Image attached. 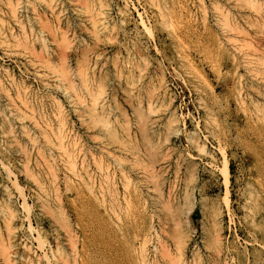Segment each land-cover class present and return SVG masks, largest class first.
Returning a JSON list of instances; mask_svg holds the SVG:
<instances>
[{"label": "rangeland", "instance_id": "obj_1", "mask_svg": "<svg viewBox=\"0 0 264 264\" xmlns=\"http://www.w3.org/2000/svg\"><path fill=\"white\" fill-rule=\"evenodd\" d=\"M162 1L157 4L151 0H112L109 14L112 32L95 44L76 21H87L86 16L74 12L80 3L61 0L67 9L63 8L60 26L73 41L67 60L76 81L73 93L56 79L53 66L42 67L30 49L0 36V145L4 143L3 132L11 128L31 150V166L35 171L41 168L38 163L36 166L37 160L43 168H47L49 161L58 175L66 218L63 222L60 210L54 206L50 210L43 208L34 183L23 173V158L0 151V187L11 186L1 166L5 163L24 189L30 207L29 214L22 207V198L15 193L13 207L18 215L14 251L29 255L34 264H73L74 259L76 264H142L144 247L149 251L147 264H173L161 250L160 243L165 244L167 236L160 232L158 215L147 207L140 193L142 165L149 160L158 162L166 182L159 206L169 194L173 197L174 208L167 214L168 232L173 236L190 234L186 253L189 264H208L215 207L222 212L225 264H264V15L247 0H166L165 4ZM214 1L220 6H215ZM261 2L264 5V0ZM27 10L22 18L29 33L33 29L40 34L37 18L45 20L47 16L50 21L55 18L40 5L37 11ZM229 10L231 19L222 15ZM4 15L5 21H10L8 14L7 19ZM233 20H237L236 27L231 23ZM85 25L89 26V22ZM12 27L16 34L21 33L19 26L12 24ZM45 36L51 38L49 33ZM35 43L37 48L40 42ZM49 46L53 52L47 59L59 66L58 47ZM82 52L95 65V77L88 89L76 74L80 61L85 60ZM134 65L146 70L138 96L132 99L125 77L133 70L139 74ZM162 77L167 96L154 99L151 112L149 90ZM100 87L106 90L107 116L119 127L120 136L115 140L103 132V126L94 121L89 111L91 93L96 94ZM138 99L142 101L141 108ZM58 103L63 106L62 117L58 115ZM172 113L178 122L169 130L167 121ZM141 114H151L157 120L151 137L138 130ZM63 121L65 141L67 145L69 142L76 145H69L70 150L78 154V164L88 168L90 180L95 184L93 192L68 169L58 146L56 134ZM125 122L131 125V139L121 132ZM25 130L35 142H29ZM195 140L205 144L210 155L200 152ZM158 143H163L160 150L156 148ZM39 151L45 154V160ZM114 156L126 161L120 165ZM226 160L230 170L228 188L220 171ZM100 162L108 169V178L100 169ZM189 169L195 173L193 184L197 183L192 222L176 210L193 197L192 183L187 179ZM109 185L112 190L116 188L114 204ZM227 189L228 208L224 203ZM127 199L132 204L126 205ZM39 236L45 243L42 247ZM142 242L146 244L144 247ZM56 244L64 248L67 259L59 261L53 257L51 252ZM155 246L160 247L158 252ZM0 261L5 264L4 255H0ZM22 262L19 259L15 264Z\"/></svg>", "mask_w": 264, "mask_h": 264}, {"label": "bare ground", "instance_id": "obj_2", "mask_svg": "<svg viewBox=\"0 0 264 264\" xmlns=\"http://www.w3.org/2000/svg\"><path fill=\"white\" fill-rule=\"evenodd\" d=\"M71 1L80 3L78 8L76 7L77 8L76 11H74V12H76V14L80 17L86 16L87 18L84 17V19L86 18L87 21L84 22V20H81V19H78L76 21L80 23L81 27H83V29H81L82 31L84 30V31H87L89 33L91 39L95 42V44H99L104 37H107L109 35V33L112 32L111 31L112 27H111V24L109 22V14H110V10H111V1L112 0H71ZM151 1H152L151 3H157V4L159 3V0H151ZM176 1L177 0H174V2H176ZM247 1L252 5L258 6L260 9V14L264 15V7H263L264 5L261 2V0H247ZM162 2L165 4L166 0H163ZM69 4L70 3L68 2V5ZM213 4H215V6H217V7L220 6L219 2H217V1H214ZM39 5L43 8L44 12H48L49 14H51L50 16H52V19H53V17H55L53 21H50L47 16H46L47 19H45V20H41V18H37V22L40 24V28H41L40 34H39L41 36H39L38 33L36 34L33 29H30L31 30L30 33L27 32L26 26H25L26 24L24 23L25 20H23V18H22V15H24L23 11H25L27 9H33V11H37V6H39ZM178 5H180V4L178 3ZM178 5H176V7ZM69 7H70V5H69ZM63 8L65 9L66 7H63V5L61 4V0H0V36L3 37L8 42H11V43L15 42V43H18L20 45H24L25 47H27V49H30L32 51L33 55H35V58L40 59V61H41L40 63L43 64L42 67L53 66L52 68H54L55 72L57 73L56 79L63 83V85L66 87V90H68V89L76 90L77 89L76 84H75L76 81L73 77L74 73H72L73 71L71 72V70H70L71 67L69 68L68 62H67V60H69L68 54L71 51V48L73 47V44H72L73 41L71 39H69V37L66 36L67 35V34H65L66 31L64 30V32H63V28L61 29V26H60V24H62V20H61L62 13L65 12ZM6 12H8V13H6ZM231 13L232 12L230 10L229 11H223L222 15L226 18H230ZM3 14H5L4 16H6L8 14L10 21L7 22V20H8L7 16H6L7 20L5 21V19H4L5 17L3 18ZM44 15H46V14H44ZM77 15H75V16L77 17ZM234 18H232V19H234ZM87 22H89V26L85 25ZM233 22H235V25L233 24ZM233 22H231L232 25L234 27H236V25L238 24L237 20L236 21L233 20ZM53 23L56 25H54ZM12 24L20 27L19 28V30L21 31L20 34H16L14 32ZM80 26H79V28H80ZM45 33H49L51 38H49V37L46 38ZM37 41L40 43H39V46L36 48L35 44H37V43H35V42H37ZM49 45H53V46L58 47L59 51L58 50L57 51L60 52L59 54H61L59 66L52 65L50 59L49 60L47 59L49 57L50 53L53 52ZM82 53L85 54L83 57L85 60L83 59L84 61H80L81 65H80V68L78 69L79 70L78 73H76V74H78V76H80L81 81H82V86H84L88 89L89 88L88 86H90L91 82L94 80V77H95V65H91L90 60H88L86 58L85 52H82ZM125 67H126V65H123L122 69L124 70ZM133 68L134 69L139 68L138 69L139 74L136 75L135 73L137 70L136 71L133 70L132 72L129 71L130 74L129 75L127 74V77H125L126 78V84L128 86L127 87V93L129 95V97L132 99L135 97L137 98V96H138L137 93L139 91V89H138L139 83L142 82V78L144 76V71L146 70V68H142L141 65H138V66L134 65ZM76 69H77V67H76ZM121 76H123V75H120V77ZM1 88H2V86H1ZM72 90H71V92H72ZM149 93H150V98H151V99H149V107H150L149 110L151 112H154V108L152 107L153 100L161 98L163 96H167V87H166L165 79L163 77L160 78L158 80V84L153 85L151 91L149 90ZM91 95H93V97H92V101L89 105V111H90V114L92 115V118L97 123L99 122V125L101 124L103 126L102 130L108 137L112 138L113 140L118 139L120 136V132L117 130L118 126H116L114 124V121L111 122V120H109L110 117L107 116L109 114V110L106 106V103H107L106 96L107 95H106L105 88L100 87L99 91L96 94H94L92 92ZM76 96L77 95H75V97ZM79 101H81V99H79ZM79 101L77 100L78 103H79ZM137 101H138V105H139L138 108H141L142 101L140 99H138ZM23 103H26L25 100L23 101ZM86 109H87V107H86ZM58 112H59L58 115H61V117H62L64 110H63V106L60 103H58ZM139 118H140V120L138 123L139 124L138 130L140 131V133L142 135H147V136L151 137L155 133V127H156L157 120L154 119L151 114H144V115L141 114ZM177 122H178V119H177L176 115L174 113H172L170 118L167 121L168 129L172 130L173 127L177 124ZM60 123L61 124H60L59 131L56 130V131H58V133L56 134V136H57L56 140L58 141V146H59L60 150L62 151L63 155L65 156L68 169L74 175L79 177V179H82L84 181L85 186H87V188L91 192H93V190H94L93 184L94 183L91 182L92 180H90L91 176H90L89 170L83 163H82V165L78 164V161H77V155L78 154L76 155L75 152L72 151L73 149L70 150V146H69L71 144L73 147L76 145L73 142L72 143L69 142L67 145V143L65 141L67 136L64 134L65 132H63V128L66 125H65V122L64 123L60 122ZM121 130H122L121 132H123V134L126 137L131 139L132 133H131V125L129 123L125 122L123 125H121ZM175 131L178 132L179 130L176 129ZM24 132H25V134H27L26 137L28 136L29 142H35L36 141L35 139H33V136L31 135V133H29L28 131L26 132V130ZM34 135H35V133H34ZM56 136H55V138H56ZM3 138H4V143L0 145V151L2 153H5L6 155L17 154L23 158V161H22L23 169H24L23 173H25V175L27 174V176L34 183L35 191H36V194L38 196L37 198L41 202L43 208L50 210L51 206H52V209L54 206L57 209V211L60 210L58 212V214H60L61 219H63V222L64 221L66 222V218L64 216L65 214H64L63 209H62V200L59 196L58 175L56 174L55 170L52 168V165L49 163V161H47L46 166H45L47 168H43L41 166V164L39 163V161L37 160L36 164L38 163L39 167H41V168L39 169V172L35 171L31 166V161H32V158H31L32 156L30 153L31 150L29 151V149L22 143L19 136L10 128V129H6L3 132ZM50 138H51V136H50ZM50 138L48 140H50ZM44 139H46V138H44ZM194 142H195V145L199 149L200 152H202L205 155H210L205 144H201L200 142H198L196 140ZM162 146H163V143L159 144L158 147L156 146V148H158L160 150V149H162ZM39 155H42L41 157H43V160H45L44 159L45 154H43L41 151H39ZM161 157L164 158V156H161ZM22 158L21 159L19 158V159L22 160ZM113 158L120 165H122L123 162L126 161L124 158H122L120 156H114ZM157 163L149 160L142 165L143 168H142L141 174L143 175V179H141V182L143 180V183L142 184L140 183L141 184L140 188L142 189V191H140V193L142 194L143 201L145 202L147 207L150 208L153 213L158 215L161 234L162 235L165 234L167 236L166 243L165 244L160 243V244H162L161 250L163 252H165L166 255H168L169 262L171 261V262H173V264H189L187 261V258H186V253H187V249H189L188 247H189V243H190V234L182 232L179 235H177L178 234V232H177V234L175 233L177 236H173L170 232H168V229H167V222H166L167 221V214L170 215L172 213L173 208H174L172 195L169 194L167 200L164 201V204L162 205V207L159 206V203L162 199L161 197L163 196L162 195L163 189L165 188L166 182H165V178L163 176V170H161V168L159 169V164H157ZM38 164L36 166H38ZM224 164H225L224 167L222 166L223 169L220 171H222L221 173H222V176L224 178V184H225L226 188H228L230 185V170H229V165H228L227 160ZM100 165H101L100 169L104 171L105 176L108 178L109 177L108 176L109 173L107 172L108 169L106 170L104 165H102L101 162H100ZM1 166H3V169H4V171L8 177L7 180H9L11 186L6 185L4 187H0V194L3 196L2 197L0 195V252H1L0 255L1 256L4 255L5 261H6V262L4 261L5 264H15V261H17L19 259L23 261L22 262L23 264H34V261L29 257V255L28 256L23 255V254L20 255L18 252L14 251V247L16 246L14 240L17 237V233H16L17 227L15 225V220H16V217L18 215L16 209L13 207L15 193L18 194L20 196V198H22V200H23L22 207L28 213L30 212V207H29L27 199L25 197L24 189L19 185L17 178L13 175L11 168L5 163H3ZM140 166H138V168ZM108 168H109V166H108ZM139 170L141 171L140 168H139ZM187 179H188V183H192V185H190V187H191V196H193V197L191 199L187 200L183 206L178 207L176 210H178L179 212H182V214H186L188 216V220L192 222V214H193L194 207L196 206V200H195L196 198H194V196H195L194 194H195V191L197 188V183L193 184V182L196 181L195 173L193 170L191 171L189 169V171L187 173ZM71 181H72V179H71ZM109 186H111V190L109 189V191L111 192V194L113 196L112 197L113 198L112 204H114L117 201V200H115L116 188H115V190H112V185H109ZM114 187L115 186H113V188ZM226 193L227 194L224 197V203L226 204V207L228 208L230 206L229 205L230 199H229V190L228 189H227ZM101 195L103 197V194H101ZM117 197H118V194H117ZM119 202H120V200H119ZM127 203L130 204L131 200L127 199L126 205H127ZM203 207L205 209L204 203H203ZM56 209H55V211H56ZM44 211H46V210H44ZM29 214H27V216H26L28 219L30 218ZM48 215H49V213H48ZM213 216H214V218H213V224L212 225L214 228V232H213L212 239L208 243V248L210 249L209 256H208V264H225L226 263V259L224 257L225 256V254H224L225 248H224L223 242H222L221 227H220L222 212H221V209L219 207H215V209L213 210ZM57 219L58 218H56L57 223L58 222L60 223V221H58ZM177 223H178V220H177ZM179 224H181V223H179ZM63 225H61V226H63ZM176 228L177 227H175V229ZM180 229H181V227H180ZM68 231H69V229H68ZM153 231L156 234V236L158 238H160L161 235H158L159 233L157 232V230H155V228L153 229ZM174 232H175V230H174ZM70 233H72V232H70ZM156 236H155V238L157 239ZM70 237H71V235H70ZM73 237H71V238H73ZM151 238H153V236ZM155 238H154V240H155ZM38 240H39V246L40 247L45 245L43 239H41V236H39ZM72 241L73 240H70V242H72ZM74 241H75V239H74ZM74 241H73V243H74ZM161 242H162V240H161ZM75 243L77 244V241ZM155 243H156V240H155ZM142 244H143V242H142ZM56 245H57L56 249L52 250V252H51L53 257H56L57 260H59V261L60 260L63 261L65 259H67V257H66L67 255L65 254L66 252H65L64 248L61 247L59 244H56ZM145 245L143 244L142 246L144 247ZM157 246L153 247V248H155L156 252H158V250L160 248V247L158 248ZM72 247L73 246H71V248ZM74 247L76 248V246H74ZM143 247H141V250ZM172 247L174 249V253H171ZM26 248L29 251L31 250V248L28 246ZM73 250L74 249H72L71 251H73ZM147 250L145 247L142 250V264H147V260H146L147 255L146 254L149 252V251L147 252ZM161 250H160V252H161ZM158 257H157V259H158ZM164 257H165V255H164ZM164 257H163V259H164ZM2 259H3V257H2ZM48 259H50V258H48ZM74 260L76 261V259H74ZM75 261L73 264H76ZM198 262L200 263V260H198ZM49 263H50V261H49ZM64 264H66V263H64Z\"/></svg>", "mask_w": 264, "mask_h": 264}]
</instances>
